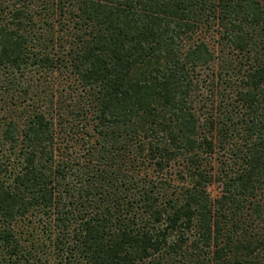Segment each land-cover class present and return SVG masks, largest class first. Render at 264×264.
Here are the masks:
<instances>
[{
    "label": "trees",
    "instance_id": "trees-1",
    "mask_svg": "<svg viewBox=\"0 0 264 264\" xmlns=\"http://www.w3.org/2000/svg\"><path fill=\"white\" fill-rule=\"evenodd\" d=\"M0 264H264V0H0Z\"/></svg>",
    "mask_w": 264,
    "mask_h": 264
},
{
    "label": "rangeland",
    "instance_id": "rangeland-1",
    "mask_svg": "<svg viewBox=\"0 0 264 264\" xmlns=\"http://www.w3.org/2000/svg\"><path fill=\"white\" fill-rule=\"evenodd\" d=\"M221 188L219 185H214L213 187L210 188V193L213 198H216L220 195Z\"/></svg>",
    "mask_w": 264,
    "mask_h": 264
}]
</instances>
